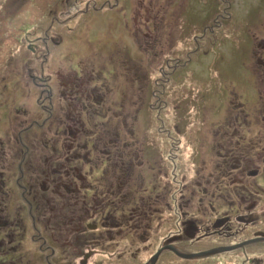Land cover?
Returning <instances> with one entry per match:
<instances>
[{
  "label": "rangeland",
  "instance_id": "rangeland-1",
  "mask_svg": "<svg viewBox=\"0 0 264 264\" xmlns=\"http://www.w3.org/2000/svg\"><path fill=\"white\" fill-rule=\"evenodd\" d=\"M13 1L3 0L2 3L9 6ZM259 1L26 0L17 11L0 9V139L7 145V159L3 160L0 153V169L6 170L8 182L5 191L0 189V201L5 193V201L0 204V264H47V259L54 264H67L69 259L54 260L42 249L44 240L41 235L37 237L35 227L32 228L33 223L36 225L39 221L45 226L47 212L52 210L31 206L24 197L28 191L16 183L19 177L15 170L18 163L26 159V155H21L22 145L21 150L16 149L17 143L20 146L16 136L18 127H27L32 120L31 113L37 112L39 120L49 119L45 127L53 125L51 132L36 131L37 135L47 137L52 143L62 138L65 130L58 124L60 119L62 124L67 120L63 118L60 105H55V97L59 98L62 88L73 87L74 82L68 79H73L76 73L85 78L81 83L85 86L83 92L94 88L105 96V106L110 108L101 107V104L99 107L92 100L88 102L85 94L78 92L79 106L86 102L87 106L79 113L75 111V115L82 116L87 131L74 138L73 150L88 139L93 129L103 135V140L112 135L104 128L99 131V124L109 123L111 132L117 124L120 141L131 138L133 149L141 158L142 173L135 170L133 191L136 204L144 209L142 216L149 219V228L145 230L147 237L134 240L133 250L138 255L133 256L129 252L131 248L120 253L119 258L116 254L94 250L85 257L84 264H124L125 261L140 264L154 251L161 240L149 238L155 226L151 225L150 218L159 214V208L155 210L154 205L163 207L167 200L172 201L173 189L177 186L159 170L157 158L161 146L168 147L170 137L175 140L174 153L182 172L178 173L181 188L175 196L187 199L190 211L203 195L191 185L189 164L194 157L199 164L211 169L218 158L220 144L228 139L226 134L233 129H239L237 134L243 136L245 144L264 146V110L261 108L264 102V4L260 8ZM202 7L211 10L206 20L199 16L204 12L200 11ZM196 17L200 20L196 21ZM192 39L200 46L196 52L192 51L195 48ZM245 42L247 51L241 57L232 53L236 46L240 51ZM43 48L47 52L45 57L36 58V53ZM199 70L201 75L197 76ZM63 79L68 83H63ZM45 87L54 90V107L50 111L40 109L37 102L46 96L47 92H38ZM92 107L99 112H93ZM22 108L28 110L27 117L18 111ZM115 111L122 115H115ZM122 116L125 124L121 123ZM15 149L18 155L13 154L17 152ZM126 151L125 147L124 155ZM92 163L85 161L82 171L89 169ZM108 163V160H101L102 173ZM98 169L99 166L94 171ZM202 170L205 172V166ZM89 176L87 180L93 181V173ZM70 180L77 178L71 175ZM58 189L59 192L54 193L56 215L63 207L59 194L65 193L61 186ZM170 189L172 192L168 193ZM228 197L227 194L222 199L216 196L217 207H222ZM261 209L264 210V206ZM197 214L203 216L201 212ZM165 215L169 217L163 226L164 235H167L171 227H176L174 220L178 211L166 206ZM252 229L247 227L239 239L250 235ZM57 244L61 246L59 241ZM191 247L188 249L196 246ZM156 252L152 260L157 257ZM254 253L261 254L259 258L264 264V240L242 246L240 243L227 253L196 259L181 258L170 251L156 264H253ZM80 258L74 257L76 264H83Z\"/></svg>",
  "mask_w": 264,
  "mask_h": 264
},
{
  "label": "flooded vegetation",
  "instance_id": "flooded-vegetation-1",
  "mask_svg": "<svg viewBox=\"0 0 264 264\" xmlns=\"http://www.w3.org/2000/svg\"><path fill=\"white\" fill-rule=\"evenodd\" d=\"M45 50L43 48L40 53H36V58L45 57L47 54ZM83 79L85 80L83 75L76 73L73 79H68L70 82H74L73 87L68 90L62 88L59 98L55 97V105H60V109L64 111L63 118L67 120L62 124V119H60L58 124V127L62 126L65 130L62 138L59 137L52 143L47 137L42 138V135H37L36 131L51 132L53 128V125L45 127L49 119L39 120L40 115L37 112L31 113L32 120L27 127H18L16 136V141L20 143V146L18 143L16 144V149L21 150L22 145L21 155H26L24 162L18 163L16 168L18 172L15 170L19 177H17L16 183L20 185V188L22 187V190L28 191V193L24 191L28 197L23 195L31 206L48 208L54 213L47 212L45 226L39 221L38 225L33 223L32 228L35 227L34 231H37V237L41 235L44 240L45 245L42 246V249L49 252V255L56 261H60L58 258L61 257L69 258L67 264H76L75 256H81L80 263L84 264L85 257L91 255L94 250L106 251L111 255L116 254V258H119L120 253L127 251L126 248L128 250L131 248L132 250L129 252L136 256L138 254L136 250H133L134 240L146 238L145 230L149 228V219L142 216L141 213L144 209L136 204L137 200L133 191L134 172L137 170L141 171L140 174L142 173V162L138 152L133 149L132 139L121 142L117 131L118 125L116 124L111 132L112 126L103 122V124H99V131L103 128L107 129L105 132L112 133L111 136L109 135L103 140L101 133L90 128L93 130L88 139L80 142L77 150H73L74 138L87 131L82 116L75 115V111L79 113L83 106H87V102L79 106L78 92H83L82 89L85 88L81 84ZM68 80L63 79V83H68ZM262 81H264V75ZM38 92H47L46 96L40 99L41 102L39 99L37 100L41 106L40 109L52 110L54 90L45 87ZM105 93L107 92L104 91ZM84 94L85 100L88 102L91 100L97 102L99 107L100 104L101 107L106 105L105 96H102L94 88H90V91ZM73 101L77 104H74ZM105 107L110 108L109 106ZM261 108L264 110V102ZM91 109L93 112H99L96 107ZM18 111L20 114L28 116L27 109L22 108ZM240 112H245V110L240 109ZM119 113L121 114L120 111ZM119 113L114 112L118 116ZM121 123L125 124L124 116L121 117ZM28 128H30L29 131H27ZM238 130L233 129V132L226 134L228 139L220 144L218 158L211 169H208L206 165L199 164L196 157L191 162L192 164H189L192 171V188L200 190L203 194L196 200L192 211L189 210L190 204L187 199L181 200L180 197L175 196L176 191H180L181 188V178L178 173H182L179 168L181 163L174 153L175 140L171 137L168 139L170 142L167 149L164 145L161 146V150L157 154L161 166L159 170H163L164 174L173 180V186L175 184L177 186L173 189L172 201L167 200L163 207L154 205L155 210L159 208V214H153L150 218L151 225L153 223L155 226L151 228L152 232H149V238L161 240L154 251L140 264H156L162 255L164 256L170 251L181 258L196 259L201 256L227 253L228 250L237 247L240 243L242 246L245 243L255 244L264 240V226L262 225L264 210L261 209L264 206V146L259 144L256 147L252 143L245 144L242 141L243 136L237 134ZM129 131L132 135V126ZM29 133L30 135H28ZM6 146L4 140L0 139V153H2L3 160L7 159ZM125 147L127 151L124 152V155ZM157 147L160 149L159 145ZM16 149L15 151H17ZM18 151L13 154L18 155ZM126 157L129 158L125 159ZM104 159L109 161V165L104 168L102 173L100 163ZM88 160L93 163L90 164L89 169L82 171L84 162ZM79 162H81L79 166L75 165ZM1 166H4L3 162ZM98 166L99 169L94 171ZM204 166L205 172L202 170ZM5 171V169H0L1 191L6 190V183H8L5 179ZM92 173L93 181L87 180ZM71 175L77 180L71 182ZM245 176L250 178L247 180ZM225 178L227 180L224 182ZM9 179H11L10 173ZM60 186L65 193L59 194L63 201V207L61 213L56 215L54 212L56 208H53L54 193L59 192L58 187ZM171 192L172 189L168 191V193ZM4 194L0 204L5 201ZM226 194L229 196L228 199L223 201L222 207H217L215 197L222 199L226 197ZM147 201H150V195ZM65 206H68L67 209ZM166 206L175 208L178 211V216L174 220L176 227H171L170 233L164 235L163 226L169 218L165 215ZM200 212L204 217L197 214ZM247 227L248 229L253 227L252 233L239 239ZM236 240L243 241L237 242ZM58 241L61 246H58ZM200 243H205V245H200ZM198 244L200 246H197ZM191 246L196 247L189 250L188 247ZM135 249H139V247ZM157 250L159 253L152 260V255ZM203 251H207L206 254L202 253ZM192 252H198L200 255L193 257L183 255ZM260 255L254 253L253 264H261ZM227 259L228 255L224 261ZM46 263L54 264L48 259ZM124 264L130 263L125 261Z\"/></svg>",
  "mask_w": 264,
  "mask_h": 264
},
{
  "label": "trees",
  "instance_id": "trees-1",
  "mask_svg": "<svg viewBox=\"0 0 264 264\" xmlns=\"http://www.w3.org/2000/svg\"><path fill=\"white\" fill-rule=\"evenodd\" d=\"M23 1H26V0H14L13 1V3H9V6H5V9H7V10H9V12H13V11H17L18 9H20V8H22V2ZM260 2V1H259ZM11 4V5H10ZM264 4V0H261V2L259 3V7L261 8L262 7V5ZM3 6H0V9L2 8ZM206 10V11H205ZM200 11H204V12H201L200 14H199V16H201V17H203V20H206V19H208L210 16H211V10L210 11H208V9H205V7H202V10H200ZM198 13V12H197ZM264 13V12H263ZM262 13V14H263ZM201 14H203V15H201ZM239 15V14H238ZM237 15V16H238ZM192 18V17H191ZM195 20L197 21V20H200L198 17H196L195 18ZM204 31V30H203ZM205 32V31H204ZM192 41H193V43L195 42V44H194V46L193 47H195L192 51H194V52H196L198 49H199V47H198V42H197V40L196 39H192ZM247 42H245V44H242L241 45V49H240V51L238 50V48H239V46H236L235 48H233V51H232V53H234V54H236L237 55V57H241V55H243V52H246L247 51ZM191 50V49H190ZM200 51V50H199ZM190 64H191V61H188ZM188 62H186L185 64L187 65L188 64ZM186 65H184V66H186ZM196 75L198 76V75H201V71L199 70V72H197L196 71ZM159 112V111H158ZM152 141V140H151ZM152 143L154 144V141H152ZM165 148L167 149L168 147H166L165 146Z\"/></svg>",
  "mask_w": 264,
  "mask_h": 264
},
{
  "label": "water",
  "instance_id": "water-1",
  "mask_svg": "<svg viewBox=\"0 0 264 264\" xmlns=\"http://www.w3.org/2000/svg\"><path fill=\"white\" fill-rule=\"evenodd\" d=\"M173 249H176V248H174V247H172ZM206 252L207 251H203L202 253H205L206 254ZM156 253H159V250H157V252ZM155 255V254H154ZM154 255H153V257L152 258H154ZM184 256H198V255H200L198 252H192V253H188V254H183Z\"/></svg>",
  "mask_w": 264,
  "mask_h": 264
}]
</instances>
